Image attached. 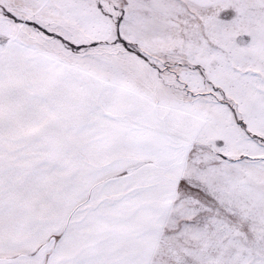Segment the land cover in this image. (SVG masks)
<instances>
[{"label": "snow or ice", "instance_id": "obj_1", "mask_svg": "<svg viewBox=\"0 0 264 264\" xmlns=\"http://www.w3.org/2000/svg\"><path fill=\"white\" fill-rule=\"evenodd\" d=\"M0 264H264V0H0Z\"/></svg>", "mask_w": 264, "mask_h": 264}]
</instances>
